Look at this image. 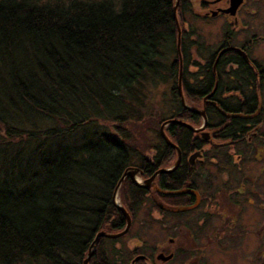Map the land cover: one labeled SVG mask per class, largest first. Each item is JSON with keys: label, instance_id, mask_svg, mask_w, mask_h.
Masks as SVG:
<instances>
[{"label": "trees", "instance_id": "trees-1", "mask_svg": "<svg viewBox=\"0 0 264 264\" xmlns=\"http://www.w3.org/2000/svg\"><path fill=\"white\" fill-rule=\"evenodd\" d=\"M174 2L0 0V264H83L97 232L125 226L112 197L131 158H142L146 177L172 161L169 147L157 157L135 154L125 124L133 110L126 97L135 101L142 82L160 75L164 50L177 57ZM168 71L179 76L177 63ZM175 87L177 111L160 124L197 123ZM100 121L117 137L102 131L71 140ZM166 133L182 147L186 128L170 124ZM174 175H160L162 190L182 187ZM119 193L132 222L140 210L157 209L154 199L187 204L186 196H164L128 178ZM118 241L99 238L87 264H127L112 246Z\"/></svg>", "mask_w": 264, "mask_h": 264}, {"label": "flooded vegetation", "instance_id": "flooded-vegetation-1", "mask_svg": "<svg viewBox=\"0 0 264 264\" xmlns=\"http://www.w3.org/2000/svg\"><path fill=\"white\" fill-rule=\"evenodd\" d=\"M232 2L177 1L175 22L180 58L177 54L174 63L181 71L184 108L198 116L199 120L197 123L182 121L185 126H181L187 130L182 147L167 135L166 129L170 124L164 127V132L171 145L167 144L159 131L160 142L152 149L151 155L157 157L165 147H169L174 155L167 167L160 166L146 177L148 166L138 157L129 168L138 171L134 178L139 181L149 179L161 169L169 170L165 173L175 174L182 181L180 189L162 190L159 177L163 173L156 175L149 189H144H154L169 197L186 196L187 204L170 208L154 199L157 209L150 211L147 217L152 218L155 214L159 223L165 217L172 221L167 242L150 250L149 246L143 247L142 240H137L132 249L124 255L121 253L127 264H132L136 258L139 259L134 264H156V261L169 264L174 260L181 264L190 263L193 252L178 242L183 228L185 233L203 237L202 243L205 240L215 243L213 253L220 264L216 249L234 244V232H243L251 224L252 219L246 214L252 212L253 208L260 211L259 237L264 238V181L259 180L264 173V162H261L264 161V0H243L233 13L229 10ZM188 16L195 22L221 21L215 35L217 40L207 42L202 36L199 39L193 28H196L195 22L190 21ZM199 47L200 54H197L195 50ZM260 47V54H255ZM177 81L174 90L182 106ZM188 95L194 96V100ZM197 112H201V115ZM155 163L151 162V165ZM254 168L258 170L257 174L252 171ZM175 175L174 178L177 177ZM126 178L133 182L129 176ZM179 191L190 193H173ZM185 207L193 208L181 212L169 211ZM161 209L167 213L161 214ZM191 213H196V216L187 219L186 215ZM135 221L131 219L129 229L116 239L122 241L130 237ZM132 237V240L138 239L136 235ZM206 249L203 246L200 249L204 251L201 255L204 264L210 258ZM257 250L255 248L250 262L264 264V251L257 253Z\"/></svg>", "mask_w": 264, "mask_h": 264}, {"label": "rangeland", "instance_id": "rangeland-1", "mask_svg": "<svg viewBox=\"0 0 264 264\" xmlns=\"http://www.w3.org/2000/svg\"><path fill=\"white\" fill-rule=\"evenodd\" d=\"M188 18L190 21L195 22V20L190 16H188ZM221 23V21L212 23L196 21V28H193L196 30L199 39L202 36V39L207 42H215L218 38H215L216 31ZM261 48L262 47H260V49L258 48L255 54H260ZM195 51L197 54H200V47ZM174 59V52H168L164 50L163 57L161 58L163 65L160 75L155 78L148 77L145 82H142V88H137L138 92H134L135 101H133L131 97H126V100L130 102L131 106H133V110H129L131 113L128 114L129 118L132 119L129 121V123L125 124L128 126L126 143L130 144L132 148H134L136 151L135 154H138V156L140 154H145V152L153 154V147L151 148V146H155L160 142L158 137L161 126L160 121L169 118L171 114L177 111V101L175 100L172 93L173 87L176 86L177 78L176 76L170 77L168 71L171 62H174ZM189 70H191V73L193 72L191 68ZM110 128L109 123L103 121H100L97 124H88L84 128L78 130L71 140H76L75 142L78 143H81V140L85 137L86 140H92L94 134H97L96 132L101 133L102 131H109L108 133H110L112 137H117V134H115L112 129L109 130ZM66 139L62 141V144L69 143V141ZM118 140L120 143H124L123 137L118 136ZM134 159L135 158L132 157L131 162ZM255 167L259 166L255 165ZM252 171L255 174L258 173L256 168L252 169ZM259 180L264 181V173L261 174ZM119 190L120 187L117 191L116 201L121 205ZM144 212L145 211L143 210L139 212L138 218L132 227L131 236L126 237L122 239V241L112 245L116 248V250H120L122 255L127 253L128 250L132 249L135 246L137 240H142L144 245L143 247L146 248L149 246L150 250L158 244H166L167 237L171 232L170 223H172V221L165 217L162 220V223H159V221L155 219L157 217L155 214H153L152 218H148ZM246 215L252 219V222L246 229H244L243 232H238L237 230L234 232V236L236 237L234 244L227 248L216 249L215 253L220 264H251L250 261L255 253V248L256 250L258 249L257 253L264 251V238L259 237L260 226L258 225V221L261 218L260 211H256V208H253V211L248 212ZM186 216H188L187 219H192L191 216L195 217L196 213H191ZM185 232L186 230L183 228V233ZM183 233L178 235L181 240L178 242L182 247H185L188 251L193 252L190 263L186 264H204V262L201 261V255L204 252L200 251L202 246L205 248L207 247L205 252L210 256L206 264H218L213 253L215 243H210L206 240L202 243L203 237L200 238L199 234L194 236V234ZM135 235L138 237V239L132 240V236ZM174 237L176 238V236ZM208 243H210V245H208ZM106 245L110 246L111 244L107 243ZM156 264L159 263L156 261ZM169 264L181 263H179L177 260H174Z\"/></svg>", "mask_w": 264, "mask_h": 264}, {"label": "water", "instance_id": "water-1", "mask_svg": "<svg viewBox=\"0 0 264 264\" xmlns=\"http://www.w3.org/2000/svg\"><path fill=\"white\" fill-rule=\"evenodd\" d=\"M177 1L178 0H175L174 2V5H173V12H174V17H175V10H176V6H177ZM243 0H233L232 4H231V7H230V11L233 13L237 7H239L241 4H242ZM175 20H176V17H175ZM176 23V26H177V21L175 22ZM178 29V27H177ZM179 39L177 40V44H176V49H177V54H178V57L180 58V48H179ZM177 88H178V95L180 97V100H181V104L183 107H185V102H184V97H183V94H182V88H181V71H179V76H178V81H177ZM198 114L201 115V112H197ZM167 124H178V125H184L185 124L181 121H178L176 119H170L166 122H164L161 127H160V134L162 136V138L167 142V144L171 145L170 141L168 140L165 132H164V127L167 125ZM177 151H179L177 149ZM169 170H165V169H161L159 170L158 172H156L153 176H151L149 179H146L142 182H139L137 181L135 178H134V175L136 173H138V171L135 169V168H128L121 176V178L119 179L118 183H117V186L114 190V193H113V197H112V202L114 204V206L116 208H118V210H120L125 218V221H126V225H125V229L122 230L121 232H118V233H108L106 231H99L97 232V234L95 235L93 241L91 242L90 244V247H89V251H88V254L83 262V264H87L90 256L92 255L93 251H94V248H95V245H96V242L99 238H109V239H116V238H119L120 236L124 235L126 233V231L129 229L130 227V224H131V219H130V216L128 214V212L122 207V205H120L119 203H117L116 201V196H117V191L121 185V183L123 182V180L126 178V177H130L131 180L133 181L134 184H136L137 186L141 187V188H145V189H149L150 187V184L153 182L154 178L156 177V175L160 174V173H165V172H168ZM174 194H183V193H190L189 191H179V192H173ZM165 194H170V193H165ZM193 207H185V208H178V209H173V210H169V211H172V212H181V211H186V210H190L192 209ZM139 258H136L132 264L135 263V261H137Z\"/></svg>", "mask_w": 264, "mask_h": 264}]
</instances>
